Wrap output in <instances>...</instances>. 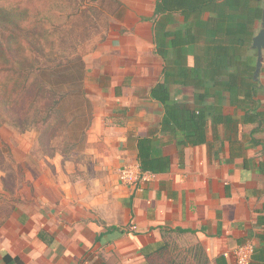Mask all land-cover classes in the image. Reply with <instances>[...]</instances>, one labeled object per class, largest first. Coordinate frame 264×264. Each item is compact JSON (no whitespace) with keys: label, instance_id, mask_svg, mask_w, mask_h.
I'll return each instance as SVG.
<instances>
[{"label":"crops","instance_id":"crops-1","mask_svg":"<svg viewBox=\"0 0 264 264\" xmlns=\"http://www.w3.org/2000/svg\"><path fill=\"white\" fill-rule=\"evenodd\" d=\"M155 2L130 6L120 29L85 57L83 90L94 109L88 170L64 161L51 182L57 195L41 189L21 197L0 226V264L5 255L8 264H147L146 255L169 235L195 240L207 264H236V247L258 243L264 54L254 102L241 95L232 102L222 89L212 96L211 82L195 85L188 77L208 73L207 53L176 42L186 27L200 28L204 46L210 38L204 30L222 21L209 10L157 14L154 42ZM184 67L186 83L179 77ZM203 108L209 109L195 134L199 125L188 122V112ZM124 165L146 180L122 184Z\"/></svg>","mask_w":264,"mask_h":264},{"label":"rangeland","instance_id":"rangeland-1","mask_svg":"<svg viewBox=\"0 0 264 264\" xmlns=\"http://www.w3.org/2000/svg\"><path fill=\"white\" fill-rule=\"evenodd\" d=\"M10 1L15 8L14 21L0 17V24L11 26L13 34L0 38V63L14 55L21 61L47 62L58 69L69 59L79 57L85 72V57L120 29L123 15L142 0ZM143 1L145 4L147 0ZM24 6L27 21L26 17L23 19ZM30 27L37 32L23 31ZM57 79L64 83L69 80L65 81L63 76ZM81 86V91L79 85L54 87L47 107L53 105L55 112L48 123L37 122L46 116L47 107L36 110L32 116L16 112L9 105L0 108V226L15 205L24 201L22 198L29 200L41 194V189L43 194L51 189L58 194L51 182L58 179L55 168L64 161L85 165L87 169L83 173L87 172L89 162L84 150L89 147L86 139L94 109ZM166 241L168 247L161 261L172 255L187 264L188 248L198 245L195 240L180 236L169 235Z\"/></svg>","mask_w":264,"mask_h":264},{"label":"trees","instance_id":"trees-1","mask_svg":"<svg viewBox=\"0 0 264 264\" xmlns=\"http://www.w3.org/2000/svg\"><path fill=\"white\" fill-rule=\"evenodd\" d=\"M260 1L156 0L153 15L149 18L152 21L154 42L158 35L155 23V16L157 14L170 13L172 10H180L183 13H199L204 10L216 12L217 18L222 21V26L211 25V27L204 30L210 37L205 39L206 45L203 46V44L197 42L202 29H191V27H186L183 37L177 39L176 42L177 44H184L191 41L197 50L206 52L207 58L205 61L206 66H208V73L204 75L198 74L195 70L193 76H188L186 74L188 68L184 67L180 71L179 77L183 78V82L186 83L188 76L195 85H201L204 80H207L211 82L208 94L217 96L221 92L213 90L222 89V92L227 91L229 93L232 102L238 100L241 95L243 96V100L250 104L254 102L253 98L256 95V89L259 84L258 80L253 78L256 54L252 53L251 42L261 17ZM14 10V5L10 0H3V3L0 4V17L5 18L7 16L8 22L14 21L12 17ZM23 12L24 19L27 16L26 6H24ZM25 21H27V17ZM23 31L26 33L37 32L36 28L31 30V27L30 29H23ZM6 32L10 33V35H4ZM12 34L11 26H5L3 23L0 24V38L9 37ZM217 36H222V40H219ZM179 51L186 52L185 49H180ZM10 57L0 63V108L9 105L16 112L20 111L23 115L32 116L36 110L47 107L49 95L58 84L66 87L79 85V90L81 91L82 89L84 69L83 67L81 68L79 57L69 59L66 65L58 69L48 65L47 62L42 64L38 61L37 63L26 62L25 60L16 59L14 55H10ZM74 62L77 63L76 66L73 64ZM59 69L60 72H57ZM62 76L65 77V81L69 79L68 82L58 81L57 78ZM208 109L203 108L197 112H188V122L193 121V126L199 125V128L194 129L195 134L201 129V122L205 116L204 111ZM250 109L249 105L248 109H246V114L252 113ZM212 110L213 112L215 111V109ZM44 112L46 116L37 122L48 123L51 121L53 119L52 115L55 112L54 106L51 105ZM170 114L171 116L173 115V113ZM222 119L223 121H227V116L222 115ZM191 142L194 143L193 141ZM262 153L264 154V146ZM140 160L143 162L144 159L140 157ZM143 167V163H141V168L143 169ZM260 169L264 173V159L260 161ZM257 212L256 223L263 230L256 235L258 243L253 247L249 264H264V202ZM175 231L179 234L184 232L182 229H176ZM168 232L170 233V231ZM166 239L167 237H164L162 246L146 255L147 264H185L184 260L178 261L172 255L165 261L160 260V257L165 254L168 247ZM187 251L189 257L187 264L208 263V258L199 245L191 246ZM3 260L6 264L9 263L8 256L5 255Z\"/></svg>","mask_w":264,"mask_h":264},{"label":"built area","instance_id":"built-area-1","mask_svg":"<svg viewBox=\"0 0 264 264\" xmlns=\"http://www.w3.org/2000/svg\"><path fill=\"white\" fill-rule=\"evenodd\" d=\"M119 180L126 186H138L142 181L146 180V174L141 170H137L132 165H124L119 170ZM253 252L251 243H244L234 250L236 264H249Z\"/></svg>","mask_w":264,"mask_h":264},{"label":"water","instance_id":"water-1","mask_svg":"<svg viewBox=\"0 0 264 264\" xmlns=\"http://www.w3.org/2000/svg\"><path fill=\"white\" fill-rule=\"evenodd\" d=\"M251 49L255 50L256 63L253 78L257 79L262 66V55L264 54V0H261V17L258 24V29L252 37Z\"/></svg>","mask_w":264,"mask_h":264}]
</instances>
